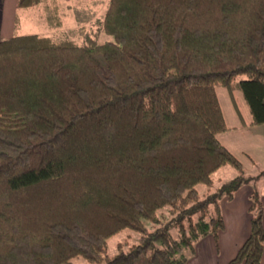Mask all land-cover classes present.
Masks as SVG:
<instances>
[{"label":"trees","instance_id":"16d2710c","mask_svg":"<svg viewBox=\"0 0 264 264\" xmlns=\"http://www.w3.org/2000/svg\"><path fill=\"white\" fill-rule=\"evenodd\" d=\"M99 27L109 41L0 42V264H189L220 247L221 203L244 185L251 232L229 264H262L264 172L219 141L217 89L264 125V0H110ZM227 167L239 176L213 193ZM125 231L138 244L111 258Z\"/></svg>","mask_w":264,"mask_h":264},{"label":"crops","instance_id":"0c3cea01","mask_svg":"<svg viewBox=\"0 0 264 264\" xmlns=\"http://www.w3.org/2000/svg\"><path fill=\"white\" fill-rule=\"evenodd\" d=\"M89 1L91 2H89V4L86 2L83 4L82 8H79L77 6L79 4L75 3V1L72 2V0H47L40 6H44V10H46L49 5L53 8H57L58 17L60 18L61 23L62 19H67L69 17L76 20V16L82 13L92 15V17L87 19L89 22L90 20L98 21V19L102 21L109 4V0ZM1 3H3L2 6ZM17 3L18 0H3V2L0 0V42L11 39L15 35L17 30L14 29L16 22L15 16L17 17L16 12H19L16 9ZM13 11L14 16L12 13ZM77 21L78 20H76V23L78 24ZM87 21L80 24L82 25L80 26L81 29H83V26L86 25ZM62 26L63 25H61V27ZM78 33L81 34L82 31H79ZM240 118L242 119L241 115ZM225 122L227 126L226 117ZM240 126L241 127H232V129L227 126L229 130L227 132H232V130H234L235 133H247L250 137L251 135H255L253 140L249 137L247 141L243 142V151L240 150L236 152L233 147H231L232 149H229V147L225 145L224 147H226L237 159L240 157L244 158L253 168H255L256 171L259 172V174H261L264 172V170H262L264 167L259 166L261 164L260 161L262 162L261 158L264 156V125L253 126L251 116L250 120H243ZM238 135H240L243 140L247 139V137L244 138L241 136L243 134ZM259 137H261L260 141L257 140ZM257 187L262 196L264 207V180H261ZM245 189L238 192L232 204L223 206L226 229L220 237V247L217 248L212 238L205 239L198 245L197 255L194 256L189 264H229L236 257L238 250L248 239L251 232L249 209L251 206L250 197L253 189L249 188L247 191H245ZM262 264H264V255L262 258Z\"/></svg>","mask_w":264,"mask_h":264},{"label":"rangeland","instance_id":"374dc122","mask_svg":"<svg viewBox=\"0 0 264 264\" xmlns=\"http://www.w3.org/2000/svg\"><path fill=\"white\" fill-rule=\"evenodd\" d=\"M64 1V0H62ZM79 4L77 5L79 8H82L83 4L86 2L89 4V0H72L74 2ZM110 1V0H109ZM3 2V0H1ZM3 3H1L2 6ZM17 9V5H16ZM18 10V9H17ZM19 12H16L17 17L15 22V28L17 29L14 36H40L44 38H49L55 43H61L64 41H74L75 43L79 45L86 44L88 41V37L90 39L96 40L100 37V42H103L105 39L106 41L110 40V37L107 35L100 34L99 36V22L101 20H90L89 17H92V15H86L85 13L79 14L76 16V20H78V24L76 23V20L73 18H67L62 19V27L59 29L52 28L49 26L47 20H46V13L44 10V6H39L34 9L30 10H18ZM14 16V11L12 12ZM105 14V13H104ZM70 15V14H68ZM100 16V15H99ZM97 16V17H99ZM63 18V16H62ZM83 21V22H82ZM86 22V25L83 26V29H81L80 25L81 23ZM79 31H82V33H78ZM245 79V78H243ZM217 95L223 110V113L227 120V126L232 129V127H241V122L243 120H250V108L242 94V92L239 89H234L232 92L225 88H218L217 89ZM240 115L242 119L240 118ZM238 134L242 137H247V139H244L240 137ZM247 133H235L234 130L232 132H225L218 136L219 141L222 143V145H225L229 147V149H233L237 151H243L244 150V141H247L250 135H246ZM255 136V135H254ZM253 135H251L250 139L253 140ZM258 141L261 140V137L257 139ZM230 145V146H229ZM232 145V146H231ZM262 162L260 161L261 167H264V156L261 158ZM238 160L243 164L245 167L246 176L249 177H256L258 176L259 172L255 170L244 158H238ZM264 170V169H262ZM239 176L238 172L231 168L227 167L225 169L220 170L218 173H216L213 176L214 181V188L212 189V192H216L219 188H221L224 184L236 179ZM246 188V189H245ZM249 188L253 187L251 185H244L238 192H240L242 189H245L247 191ZM198 192L201 196V198H204L205 195L208 192V187L205 185H200L198 187ZM236 193V195L238 194ZM236 195L234 197V200L236 198ZM233 201L228 202L226 199H224L221 203L222 213H223V206L232 204ZM224 216V213H223ZM225 219V218H224ZM172 234L174 237H176L175 230H172ZM139 236L131 231H125L124 233L120 234L116 238L112 239L109 242V253L108 255L112 258L118 255L120 249L123 247L125 250L130 248L133 245L138 244ZM197 255V251H196ZM73 264H89L87 261L79 258L73 261Z\"/></svg>","mask_w":264,"mask_h":264}]
</instances>
